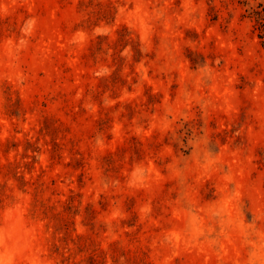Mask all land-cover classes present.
<instances>
[{
	"label": "rangeland",
	"instance_id": "374dc122",
	"mask_svg": "<svg viewBox=\"0 0 264 264\" xmlns=\"http://www.w3.org/2000/svg\"><path fill=\"white\" fill-rule=\"evenodd\" d=\"M0 264H264L239 0H0Z\"/></svg>",
	"mask_w": 264,
	"mask_h": 264
},
{
	"label": "trees",
	"instance_id": "16d2710c",
	"mask_svg": "<svg viewBox=\"0 0 264 264\" xmlns=\"http://www.w3.org/2000/svg\"><path fill=\"white\" fill-rule=\"evenodd\" d=\"M246 7L253 31L264 45V0H239Z\"/></svg>",
	"mask_w": 264,
	"mask_h": 264
}]
</instances>
